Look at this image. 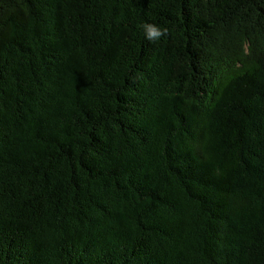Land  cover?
<instances>
[{"label":"trees","instance_id":"1","mask_svg":"<svg viewBox=\"0 0 264 264\" xmlns=\"http://www.w3.org/2000/svg\"><path fill=\"white\" fill-rule=\"evenodd\" d=\"M0 264H264V0H0Z\"/></svg>","mask_w":264,"mask_h":264},{"label":"clouds","instance_id":"2","mask_svg":"<svg viewBox=\"0 0 264 264\" xmlns=\"http://www.w3.org/2000/svg\"><path fill=\"white\" fill-rule=\"evenodd\" d=\"M144 38L150 42H157L168 34V29L157 24L143 23L140 25Z\"/></svg>","mask_w":264,"mask_h":264}]
</instances>
